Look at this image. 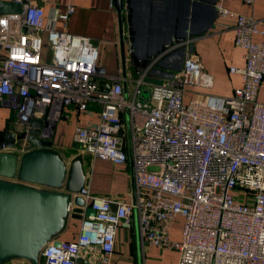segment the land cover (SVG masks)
<instances>
[{"label":"built area","instance_id":"1","mask_svg":"<svg viewBox=\"0 0 264 264\" xmlns=\"http://www.w3.org/2000/svg\"><path fill=\"white\" fill-rule=\"evenodd\" d=\"M217 9L235 16L234 44L243 51V65L229 68L241 78L230 97L199 98L191 89L212 85L194 55L165 81L147 84L144 72L127 89L122 76L98 64L90 37L56 29L72 5L47 24L43 6L31 0L17 14H0V107L16 111L19 133L41 119L38 136L52 139L64 108L93 116L95 106L98 120L77 127L74 143L113 165L131 160L133 199L96 196L84 183L76 195L94 214H83L73 240L49 241L40 251L43 264H80L81 252L94 248L97 261L85 264H111L117 230L131 227L134 216L142 240L176 249L177 264H264V103L257 99L264 22Z\"/></svg>","mask_w":264,"mask_h":264},{"label":"crops","instance_id":"2","mask_svg":"<svg viewBox=\"0 0 264 264\" xmlns=\"http://www.w3.org/2000/svg\"><path fill=\"white\" fill-rule=\"evenodd\" d=\"M31 1L43 6L44 24L51 20L53 14L63 13L68 5L74 6L65 25L61 20L56 19V29L90 37L99 50L98 64L106 69L109 76H122L125 79L124 87L127 89L130 88V81L144 72L147 84L161 83L170 77V72L174 71L178 65L177 54H175L168 56L162 65H157L155 61L146 70L134 68L129 58L133 47L136 53L142 56L154 50L160 43L169 40L171 36L185 37L174 48L183 49V61L188 55L196 56L204 71L212 78L210 87L191 88L199 98H204L206 95L230 97L234 88L241 84L240 75L229 71L230 67H240L244 62L242 49L234 44L235 16H221L218 6L264 22V0H254L253 6L245 4L243 0H129L133 17L130 26L126 18L127 12H123L125 19L122 22V45L126 56V69L123 74L118 18L111 0ZM260 38L264 40V36ZM257 99L264 103V80L260 85ZM90 110L93 116L80 113L75 108H64L51 139L52 148L59 152L66 162L81 155L86 177L85 184L92 194L130 201L134 197L130 157L125 164L113 165L107 160L93 158L78 148L73 141V133L77 127L85 126L89 121L98 120L99 108L91 106ZM16 117L17 114L13 108L1 106L0 132L8 128L19 134L21 129L16 125ZM122 119L125 124L124 133L127 134L128 127L124 113H122ZM2 139L3 137L0 136V141ZM17 146L18 150L11 152L21 154L31 148L27 141L17 142ZM4 150L7 151V149ZM73 207L74 204L70 206L69 212ZM178 218L170 228V238L174 241L179 240L181 235ZM80 224L81 219L68 218L56 239L73 240L78 234ZM89 254H91L90 258ZM97 258L96 248L92 250V253L83 250L80 264H85V260L94 263ZM177 261L176 250L161 249L142 240L138 232L136 216L133 217L131 227L118 228L111 264H177ZM5 264L29 263L25 260L13 259ZM39 264H43L40 259Z\"/></svg>","mask_w":264,"mask_h":264},{"label":"water","instance_id":"3","mask_svg":"<svg viewBox=\"0 0 264 264\" xmlns=\"http://www.w3.org/2000/svg\"><path fill=\"white\" fill-rule=\"evenodd\" d=\"M28 0H0V14H17L22 4ZM188 1V0H186ZM117 12L120 54L123 74L126 56L123 47V12H127V22L132 23V9L129 0H111ZM185 37L171 36L154 50L139 56L133 47L129 58L134 68L146 70L151 63L162 65L168 56L177 54V67H182L183 49L174 46ZM134 42V38H132ZM170 72V77L175 73ZM109 89V84H105ZM146 95V94H144ZM41 119H33L25 132L16 134L8 128L0 132V264L13 259L25 260L29 264H39L40 251L51 240L59 244L56 236L64 228L68 218L81 219L82 215H93L89 204L83 210L84 199L76 195L85 183L81 155L69 162L52 148L51 139L38 135ZM27 141L31 148L23 153L17 142ZM4 149H7L4 150ZM74 204L69 212V207Z\"/></svg>","mask_w":264,"mask_h":264},{"label":"rangeland","instance_id":"4","mask_svg":"<svg viewBox=\"0 0 264 264\" xmlns=\"http://www.w3.org/2000/svg\"><path fill=\"white\" fill-rule=\"evenodd\" d=\"M154 81H157V80H154ZM163 81H165V80H163ZM144 94H146V95H148V93L147 92H145ZM76 146H78V145H76ZM79 148V147H78ZM178 219H180V225H181V222H182V219L179 217ZM181 229V228H180ZM181 231V230H180ZM174 250H176V249H174ZM177 251V250H176ZM178 252V251H177ZM91 257V254H89V258Z\"/></svg>","mask_w":264,"mask_h":264}]
</instances>
